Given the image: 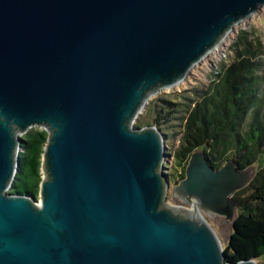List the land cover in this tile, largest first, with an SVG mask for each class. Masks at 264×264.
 <instances>
[{
  "label": "water",
  "instance_id": "obj_1",
  "mask_svg": "<svg viewBox=\"0 0 264 264\" xmlns=\"http://www.w3.org/2000/svg\"><path fill=\"white\" fill-rule=\"evenodd\" d=\"M264 0H0V264L229 261L204 214L232 222L254 170L202 150L172 183L166 136L135 127ZM47 133L39 192H9L22 136Z\"/></svg>",
  "mask_w": 264,
  "mask_h": 264
},
{
  "label": "trees",
  "instance_id": "obj_2",
  "mask_svg": "<svg viewBox=\"0 0 264 264\" xmlns=\"http://www.w3.org/2000/svg\"><path fill=\"white\" fill-rule=\"evenodd\" d=\"M229 58L216 78L196 89L193 97L176 93L158 98V104L145 111L151 116L134 126L159 128L163 121H180L170 126H176L177 147L172 151L166 144L170 153L166 174L172 182L183 178L195 150H202L215 169L234 160L241 170H254L249 184L233 195L232 229L222 246L227 260L238 261L264 256V72L259 74L264 44L259 34L240 30L229 46ZM46 137V131L38 128L22 136L24 151L9 192L37 197Z\"/></svg>",
  "mask_w": 264,
  "mask_h": 264
},
{
  "label": "rangeland",
  "instance_id": "obj_3",
  "mask_svg": "<svg viewBox=\"0 0 264 264\" xmlns=\"http://www.w3.org/2000/svg\"><path fill=\"white\" fill-rule=\"evenodd\" d=\"M244 29L245 31H255L259 34L262 39V43L264 44V6L254 12L246 19L240 21L238 24L233 26V29L228 31L223 39L219 42L216 49L214 48L210 53L202 58L201 61L196 63L189 71L188 75L184 80L178 83L173 89H162L157 93H153L148 97V101L145 105V108L138 114L136 120L134 121V125L138 123L139 119L149 118L151 115H147L145 111H147L148 107L152 106L154 103L158 104L156 99L158 98H170L171 95L176 93H181L185 97L192 96L196 89H203L208 83H210L213 79L216 78V75L221 72V69L227 65L231 59L229 58V46L235 40L238 32ZM262 66L260 67L259 74H263L264 72V58L262 60ZM154 116V115H153ZM180 121L173 120L170 122L163 121V125L159 126L162 132L165 133L166 136V144L173 151L179 141V136L174 135V130L176 126L170 127L174 123H179ZM156 127V126H155ZM32 128H39L38 126ZM31 128V129H32ZM170 158L167 157V161L169 162ZM167 165V163H166ZM168 167V166H167ZM255 167V166H254ZM167 171V168L165 169ZM172 182V181H171ZM174 184L172 182L170 184L169 191L167 193V202L172 205H185L189 207L187 204H183L178 197H176L171 191V185ZM206 220L213 227V230L219 237L221 241V245L224 246L227 243L230 230L232 229V223L224 218L223 215L219 214H204ZM259 264H264V256L258 258L256 260Z\"/></svg>",
  "mask_w": 264,
  "mask_h": 264
},
{
  "label": "bare ground",
  "instance_id": "obj_4",
  "mask_svg": "<svg viewBox=\"0 0 264 264\" xmlns=\"http://www.w3.org/2000/svg\"><path fill=\"white\" fill-rule=\"evenodd\" d=\"M214 48H215V47H214ZM214 48H213V49H214ZM215 49H216V48H215ZM177 84H178V83H177ZM177 84H176L175 86H171V87H170V86H166V87H163L162 89H167V90H168V89H173V88H175L176 86H178Z\"/></svg>",
  "mask_w": 264,
  "mask_h": 264
}]
</instances>
